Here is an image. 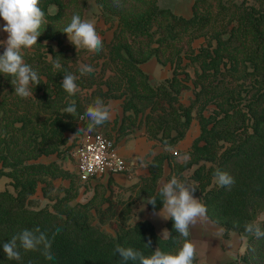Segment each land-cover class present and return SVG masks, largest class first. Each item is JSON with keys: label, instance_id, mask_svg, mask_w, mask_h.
<instances>
[{"label": "trees", "instance_id": "1", "mask_svg": "<svg viewBox=\"0 0 264 264\" xmlns=\"http://www.w3.org/2000/svg\"><path fill=\"white\" fill-rule=\"evenodd\" d=\"M177 2L95 0L106 26L97 27L103 38L97 53L76 49L62 33L74 14L84 16L88 0H40L46 24L37 44L23 50L25 63L41 77L33 97L15 95L13 78L0 75V179H9L14 191L0 190V264H125L115 252L117 245L146 256L157 247L175 253L184 238L170 217L167 238L148 220H129L139 196L147 199L150 212L162 208L159 181L165 163L170 169L166 180L176 176L192 183L193 195L206 206L207 219L223 228L224 239L231 232L245 239L244 253L224 264H264V237L245 231L252 222L264 229V0H194L190 18L174 13ZM106 32H111L108 40ZM200 39L195 49L193 43ZM152 58L172 71L155 86L140 68ZM54 60L60 61V70L53 67ZM83 64L94 71L81 75ZM66 73L78 77L74 95L61 86ZM187 89L193 96L185 105L181 94ZM97 97L105 104L121 100L116 140L143 128L148 141L171 150L196 121L199 134L180 153L187 159L179 162V152L150 153L148 175L124 188L110 177L106 184L96 179L81 184L76 172L58 160L44 161L73 151L88 130L85 110ZM72 100L75 115L64 112ZM217 169L235 182L220 186L214 178ZM77 183H94L85 202L77 201ZM38 191L47 206H34ZM153 197L155 206L148 200ZM35 228L51 240L54 259H45L41 249H20L19 260H8L3 243Z\"/></svg>", "mask_w": 264, "mask_h": 264}, {"label": "clouds", "instance_id": "2", "mask_svg": "<svg viewBox=\"0 0 264 264\" xmlns=\"http://www.w3.org/2000/svg\"><path fill=\"white\" fill-rule=\"evenodd\" d=\"M51 7L54 8V6ZM0 19L5 22L0 30L7 33L6 41L0 42V47L4 48L3 53L0 54V75L13 78L11 84L18 97L21 99L33 97V86L40 84L41 77L37 71L25 63L23 50L32 49L37 44L42 34L40 29L46 24L45 11L40 6V0H0ZM62 33L76 49L83 47L89 52L97 53L103 49V38L97 31L94 18L74 14L63 28ZM48 58L53 59L49 55ZM53 67L60 70L62 67L60 61L54 60ZM93 71L91 64H83L79 68L81 75L91 74ZM77 79L78 77L73 73H66L63 76L61 86L69 95L77 92ZM64 112L70 115L76 114L75 100L70 102ZM84 115L89 120L88 130H92L95 126L103 125L110 119V107L97 97L92 104L87 106ZM214 178L222 187L231 186L235 182L227 172L219 169L215 171ZM194 192V188L189 187L176 176L164 183L159 190V195L162 197L161 209L173 221L175 232L184 238L181 247L175 253L164 252L157 247L155 251L146 256L132 247L117 245L115 252L119 254L121 260L125 264L128 261L138 262V264H194L196 249L188 239L189 228L198 220L207 219V208L198 198L194 197ZM148 200L155 206L154 197ZM245 231L255 235L256 238L264 237V229L256 222L246 224ZM161 235L170 236V233L165 230ZM150 244L149 240L145 245L149 247ZM2 247L8 260H19L20 249L24 251L41 249L45 259H54L51 240L39 228L23 230L14 235L11 240L3 243Z\"/></svg>", "mask_w": 264, "mask_h": 264}, {"label": "crops", "instance_id": "3", "mask_svg": "<svg viewBox=\"0 0 264 264\" xmlns=\"http://www.w3.org/2000/svg\"><path fill=\"white\" fill-rule=\"evenodd\" d=\"M181 1H185L186 3L189 4V10L187 14H181L177 12V9L175 8L176 5ZM193 3L194 0H178V2L174 6V13L184 18H190L192 15ZM88 6L91 7L96 6L95 0H88ZM83 17H85V13ZM97 27L106 29V26H104V24L100 21L98 22ZM109 33L111 32H106L105 36L108 35L109 38H111V34L109 35ZM140 68L146 74H148L149 79L151 74L152 75L155 74L156 77L161 78L163 73H167V68L171 69L169 65L162 67L153 58L147 61L146 63L141 64ZM159 74H161V76ZM107 105H109L110 107V113H111L110 119L107 122H105L106 124L103 126V130H101L102 127L98 129L103 131V134H106V132H110L111 135H114L112 139L115 141L114 146L116 148L117 153L128 162L127 163L129 165L128 172H126L125 174H117L110 177L113 179L116 185L121 186L123 188L129 187L137 183L140 180V178L148 175V170L146 165L147 162L151 159V156L162 153L164 151H169L170 153L179 152V154L185 153L191 146L192 141L199 134V128L197 122L192 121L191 126H193L194 122L197 125L194 127V132L190 133L191 130V126H190V129L186 134L184 140H182L181 142L179 141V143L171 150L163 146H160L158 144H154V142L148 141L144 135L143 128H136L135 131L130 135L125 136L122 139L116 140L115 129L118 127L123 114L122 108H120L121 100H109L107 102ZM150 153H152L151 156H149ZM179 154L177 155V160L179 162L187 159V156L185 154H180V155ZM70 171H75V169ZM169 172L170 169L167 163H165L163 167V176L159 181L160 187L164 183L168 182L166 180V176L169 174ZM184 175L187 177L191 175V172H186ZM108 178L109 177H104L100 181L97 180V182L99 181L103 184H106ZM186 184L192 188L191 182L187 181ZM63 185L67 186L66 182H63ZM92 185H94V183L91 184V187ZM128 195L129 194L127 193V197ZM146 203H147V199L143 196H139L137 199L135 198V202L132 206L131 219H129L130 223L133 224L137 221L148 220L153 224L156 233L161 238H167L168 235H163V236L161 235L163 231L167 230V228L165 227L167 219H169L167 213L162 209L152 213L147 209ZM139 209H142L143 214L142 216L137 218L136 214H137V210ZM156 225H159L160 230L157 228ZM189 232H190L191 242L195 245L196 259L198 264H224L226 262L237 260L240 257V255L244 253L243 252V250H245L244 247L240 251L235 247L237 244V239H236L237 235H235L236 233L231 232L229 234V238L224 239L223 228L214 223H211L210 220L208 219L198 220L197 223L190 225Z\"/></svg>", "mask_w": 264, "mask_h": 264}, {"label": "built area", "instance_id": "4", "mask_svg": "<svg viewBox=\"0 0 264 264\" xmlns=\"http://www.w3.org/2000/svg\"><path fill=\"white\" fill-rule=\"evenodd\" d=\"M72 155L75 161V172L81 184L125 174L129 170L128 162L117 153L114 140L102 133L94 134L88 130L84 131Z\"/></svg>", "mask_w": 264, "mask_h": 264}, {"label": "rangeland", "instance_id": "5", "mask_svg": "<svg viewBox=\"0 0 264 264\" xmlns=\"http://www.w3.org/2000/svg\"><path fill=\"white\" fill-rule=\"evenodd\" d=\"M175 8L177 9V12H179L181 14H187V12L189 10V4L186 3L185 1H181V2H179L176 5ZM85 17L94 18L96 20V25H98V22L100 20H99V11L97 9V6H94V7L89 6L87 8V10L85 11ZM4 23L5 22L3 20H0V29L3 28ZM110 34L111 33H109V35ZM6 39H7V33H5L2 30H0V42L6 41ZM105 39L108 40L109 39V36L107 35ZM67 41H69L68 38H67ZM202 42H203V39H200V40L195 41L193 43V47L195 49H197L201 45ZM0 50L4 51V48L3 47H0ZM171 72H172L171 69H168L167 68V73H163L162 76H161V74H159L161 76V78L156 77L155 74L154 75L151 74L150 75V79H149L150 80V84L153 85V86L158 85L163 80H165V78L166 79L167 78H170L171 77ZM189 73H190V75H192L193 74V70L192 69H189ZM192 96H193V94H192V90L191 89H187V90L183 91L182 94H181V101H182V103H184L185 105H187L188 102H189L188 99L190 97H192ZM105 124L106 123H104L103 125L95 126L92 130H88V131L91 132V133H94V134L95 133H102L103 134V131H101V130H103V126ZM195 126H197V125L194 122L193 126H191L190 133H193L194 132V127ZM100 127H102L101 130L98 129ZM106 136H108L109 138H113L114 137V135H111L110 132H106ZM68 137L70 138V142H71L72 141L71 139L73 137H71V135L68 136ZM75 143L76 142H71V144H75ZM49 159H56V160H58L62 164L63 167H65V168H67L69 170H74L75 169V165H74L75 164V161H74V158H73V155H72V152L71 151L68 152V153H66L65 155H63L60 159H57L55 156H52V157H49V158H43L44 161L49 160ZM102 179L103 178H99L98 180L100 181ZM57 185H58V183H57ZM66 185H68V182H66ZM76 185L80 186V189H79V192H78L79 195H78L77 201L78 202H81V203L87 201L88 198L92 194V187H91V185L88 184V183L85 184V185H79L77 183ZM4 189H7V190H9L12 193L14 192L13 191V188L11 186H9V179H7L5 177H3V178L0 179V190H4ZM39 193H40V191H38L37 194L34 195V197L32 198L33 199V202H34V206L39 207V208L47 206L49 202L47 200L43 199ZM122 195H123V197H127V193L126 194L123 193ZM142 199H144V198H142ZM142 214H143L142 209H139V210H137L136 217L139 218L140 216H142ZM134 220H137V219H134ZM156 226L159 229V225H156ZM235 235H237L236 236L237 237L236 238L237 239V244H236L235 247L237 249H239V251H240L246 245V241H245L244 238L240 237L237 233ZM243 252H244V250H243Z\"/></svg>", "mask_w": 264, "mask_h": 264}]
</instances>
